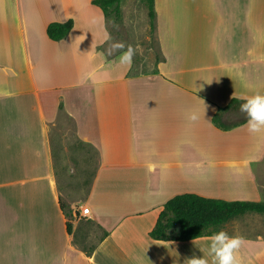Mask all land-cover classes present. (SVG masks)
Returning <instances> with one entry per match:
<instances>
[{
  "label": "crops",
  "instance_id": "crops-1",
  "mask_svg": "<svg viewBox=\"0 0 264 264\" xmlns=\"http://www.w3.org/2000/svg\"><path fill=\"white\" fill-rule=\"evenodd\" d=\"M119 8L130 30L148 19L142 0ZM154 11L160 59L147 71L124 60L115 13L92 0H0V264H187L207 257L211 235L150 237L166 200L264 201V130L244 150L246 122L211 121L233 97L264 94V0H154ZM68 19L50 39L47 25ZM62 114L97 152L80 211L102 228L94 243L61 199L49 130ZM220 230L240 239L239 264H264V213Z\"/></svg>",
  "mask_w": 264,
  "mask_h": 264
},
{
  "label": "rangeland",
  "instance_id": "rangeland-1",
  "mask_svg": "<svg viewBox=\"0 0 264 264\" xmlns=\"http://www.w3.org/2000/svg\"><path fill=\"white\" fill-rule=\"evenodd\" d=\"M148 20L149 18L145 21L141 16L131 19L133 30H130L131 25L125 27L119 17L116 18V23L119 26L121 37L119 42L122 49L126 46L132 50L136 62L142 65V70L153 71L159 62L160 56L157 50V41ZM225 117L228 120L236 121L244 118L245 114L238 108L230 110ZM49 131L54 168L61 199L66 205L65 211L69 213V216L74 213L77 217H80V222L87 225V233L90 235L88 243H94L101 236L102 228L85 221L81 217L80 211L84 207L81 202L87 195L94 175L97 163L96 149L78 136L75 122L68 114H62L61 120L53 123ZM239 138H241L240 141L243 143L244 150L260 143L258 133H251L247 137L241 136ZM236 142L237 139L235 138L231 141L232 144ZM261 144L264 143L261 141ZM217 145L219 144L217 143Z\"/></svg>",
  "mask_w": 264,
  "mask_h": 264
},
{
  "label": "trees",
  "instance_id": "trees-1",
  "mask_svg": "<svg viewBox=\"0 0 264 264\" xmlns=\"http://www.w3.org/2000/svg\"><path fill=\"white\" fill-rule=\"evenodd\" d=\"M121 0H92L105 15L114 12L119 17ZM147 8L151 29L154 20V0H142ZM73 20L50 22L46 27L47 35L52 40H60L67 35ZM244 99L233 97L225 106L218 107L212 115V124L221 129L229 130L246 122V117L236 121L226 119L231 109L240 108ZM248 212L264 213V201L226 200L206 197L193 192L175 194L165 201L149 235L159 240L185 241L203 235H212L218 226ZM66 214V213H65ZM70 232V223L67 221Z\"/></svg>",
  "mask_w": 264,
  "mask_h": 264
},
{
  "label": "clouds",
  "instance_id": "clouds-1",
  "mask_svg": "<svg viewBox=\"0 0 264 264\" xmlns=\"http://www.w3.org/2000/svg\"><path fill=\"white\" fill-rule=\"evenodd\" d=\"M132 55L133 52L129 49L124 60L130 63ZM240 111L245 114L246 127L250 133L264 130V94L256 93L245 97L244 102L240 105ZM199 118V113L194 110L186 115V119L191 122H195ZM240 244L239 238L220 230L209 237L207 257L193 255L187 259V264H239L237 252Z\"/></svg>",
  "mask_w": 264,
  "mask_h": 264
},
{
  "label": "built area",
  "instance_id": "built-area-1",
  "mask_svg": "<svg viewBox=\"0 0 264 264\" xmlns=\"http://www.w3.org/2000/svg\"><path fill=\"white\" fill-rule=\"evenodd\" d=\"M88 208L87 207H84L83 209H82V213H84V214H87L88 213Z\"/></svg>",
  "mask_w": 264,
  "mask_h": 264
}]
</instances>
